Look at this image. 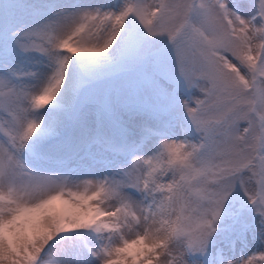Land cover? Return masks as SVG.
Returning <instances> with one entry per match:
<instances>
[{"label": "snow or ice", "instance_id": "6c2138e0", "mask_svg": "<svg viewBox=\"0 0 264 264\" xmlns=\"http://www.w3.org/2000/svg\"><path fill=\"white\" fill-rule=\"evenodd\" d=\"M0 264H264V0H0Z\"/></svg>", "mask_w": 264, "mask_h": 264}, {"label": "rangeland", "instance_id": "374dc122", "mask_svg": "<svg viewBox=\"0 0 264 264\" xmlns=\"http://www.w3.org/2000/svg\"><path fill=\"white\" fill-rule=\"evenodd\" d=\"M254 248H255V245H251L246 248L237 247L236 251H237V254H240V253L250 254Z\"/></svg>", "mask_w": 264, "mask_h": 264}]
</instances>
